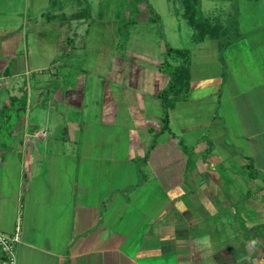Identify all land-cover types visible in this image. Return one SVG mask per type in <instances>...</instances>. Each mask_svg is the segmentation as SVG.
Here are the masks:
<instances>
[{"label": "crops", "instance_id": "0c3cea01", "mask_svg": "<svg viewBox=\"0 0 264 264\" xmlns=\"http://www.w3.org/2000/svg\"><path fill=\"white\" fill-rule=\"evenodd\" d=\"M167 2L178 4L180 15L189 22L177 0ZM102 3L0 0V230L12 233L21 222L17 264H142L141 259L150 262L160 256H174L177 264H264V172L259 178H251L249 172L240 170L248 180L238 197L237 172L224 175L220 167L223 159L212 154L213 139L200 143L205 150L202 160L195 158L197 146H187L184 138L180 140L183 144L178 141L180 149L159 142V136L166 132L157 136L163 118L158 95L168 85L170 75L161 71L163 60H157L156 48L141 46L153 44L152 39L140 43L144 37L131 35L126 49L119 48L120 23L124 19L119 10L115 14L119 24L109 27L114 28L118 57L103 83L100 120L113 127L119 121L129 130L127 158L124 133L110 139L117 140L116 144L107 143L105 134L96 141L86 134L85 145L79 151L70 147L55 149L62 142L76 146L82 139V127L59 111H83L87 78L79 75L76 86L69 85L64 92L57 87L51 96L45 86L49 79L46 77H54L60 66L73 65L71 56L77 57L80 49H87L92 25L106 18ZM261 4V0H254L256 10H250L245 19L252 20ZM146 6L142 11L137 8L131 22L134 26L142 20L152 23ZM231 6L201 11L199 19L210 21L214 28L221 22L237 29L239 37L235 43L243 32L235 13L236 4ZM156 12L160 23L161 16ZM194 34L193 29V42H210L207 50L213 53V57H206L202 54L205 51L199 50L198 58L207 65L219 63L218 41L207 38L198 43ZM64 58L69 61L64 62ZM195 64L192 59L189 94L170 113L182 102L194 99L200 105L208 92L212 95L221 90L222 68L214 73L202 68L204 71L197 75ZM146 101L158 103L162 113H150L144 105ZM46 110L49 114L57 111V118H46ZM61 123L65 124V133L50 135ZM75 152L81 155V169L73 178L63 183L60 166L57 173L51 170L55 176L47 174L46 156L52 157L50 162L62 163ZM248 154L257 162V154ZM139 160L148 168L146 182L158 181L168 204L157 216L154 207H136L137 224L130 232L140 234L142 239L137 257L133 258L126 253L130 234L123 226L124 210L132 201L126 194V184L130 183L124 180V171ZM234 161L244 170L249 163L242 158ZM0 264H7L1 252Z\"/></svg>", "mask_w": 264, "mask_h": 264}, {"label": "rangeland", "instance_id": "374dc122", "mask_svg": "<svg viewBox=\"0 0 264 264\" xmlns=\"http://www.w3.org/2000/svg\"><path fill=\"white\" fill-rule=\"evenodd\" d=\"M102 2V7L106 10V13L104 12L106 18L104 22L97 20L92 25L86 45L87 49L78 50L80 53H77V57L76 55L71 56L69 60L73 62V65L60 66L57 68L54 77H46L49 79L45 86L47 92H51V96L57 87L64 92L69 85L76 86L79 75H85L87 78L83 111L72 114L65 113L63 109L59 111L66 119L71 118L77 122L78 127H82L79 131V133H82V139H78L76 146L74 144H63L62 142L54 146L55 149H68L70 147L79 151L85 145L86 134H91L95 141L100 138V134H105L107 136H103L107 138V143L116 144L117 140L110 139H113V135H117V133H124L125 158H127L129 130L124 129L119 121L118 125L113 127L100 120L102 104L104 103V101L102 102L104 97L101 96L104 90L103 83L106 82L105 78L110 73L109 68L113 65L115 58L118 57L115 50L117 42L113 36L114 28L112 30L109 27L119 24L115 21L116 11L119 10L124 14V19L120 23L121 37L118 40L121 45L119 48L126 49V40H129L131 35H137V37H144L140 43H147L145 41L148 39L155 41L153 44L147 43L141 46L148 50L151 46L156 48V56L159 61H165L168 58L170 63H181L180 59L167 57V46L176 49H191L194 54L193 57L191 56V60L193 59L196 62L194 70L197 75L200 71H204L201 70L202 68H208L211 73H214V70L221 67L222 72H225L219 92L212 95H210L212 92H208L205 95L206 100L200 105L192 99L178 104L177 109L171 111L170 131L159 136V142L180 149L178 141L181 144L183 140H180L184 138L187 146H197L198 152L195 153V158L196 160H202L205 157V150L201 149L200 143L206 142L207 144V139H213L212 154L220 155V158L223 159L220 167L224 175L235 174V172H230L233 170L237 172L238 181H236L238 185L236 186H238L237 195L239 197L246 189L245 181L248 180V176L245 175V172L250 170L247 167L245 170L241 169L240 163H237L238 161H234V159L240 160L242 158L248 162L249 159H252L254 168L257 171L259 170L261 176L264 172L263 169L257 167L264 168V146L262 145L264 130V0H261L262 4L258 6L257 13H253L252 20L245 18L249 17L250 10H256V7H253L254 0H201L199 18L201 11L213 8L227 9L235 3V13H237V20L243 32V37L238 39L223 54V61L219 59L220 55L218 53L219 63L214 64L212 62L208 65L206 61L202 62L198 58L200 55H196V53L198 54L200 53L199 50H202L205 51L202 53L204 56L213 57L211 49L207 50L211 47V44H209L210 42L208 45L193 42V29L189 22L180 15L178 4L169 3L167 0H102ZM148 3L155 6L161 16V22L149 23L142 20L134 26L131 22L135 18L136 12H138L136 11L137 8H140L141 11L147 9L146 5ZM96 12H98L97 9H95L94 15L97 14ZM259 14L261 15L258 18ZM106 27H108V30H106ZM161 31L162 35L160 34ZM161 36H163V39ZM64 59L66 63L69 61L68 58ZM231 84L232 87L230 88L229 85ZM211 97L212 99H210ZM48 98L46 96V99ZM144 105L147 106L150 113H162V107L158 103L146 101ZM45 114L46 118H57L58 116L57 111L49 114L46 110ZM65 131V124L61 123L60 126L54 127L50 135L54 133L62 135ZM118 142L121 143V141ZM49 143L53 144V140H50ZM248 152L257 154V162L249 156ZM75 153L73 156H67L62 163L50 162L52 157L46 156V168L49 172L47 174L55 176L53 173L51 174V170L57 173L60 166L59 169H61L64 177L63 183L69 181L74 177L73 174H78V169H81V155L79 152ZM209 155L207 154V156ZM127 166L124 171V180L126 183H130L126 184V194L132 198V201L129 205H126L124 210L123 226L126 229L125 231L130 234L126 244L129 251L126 250V253L136 258L142 239L140 234L136 235L130 232L134 230L133 227L137 224V221H135L138 215L135 211L136 207L142 206L148 209L154 207L157 216L168 204V200L158 181L151 179L146 182L149 172L142 160ZM240 170L244 171L245 174ZM54 178L52 177V180ZM140 262L142 264H177V259L174 256H160L150 262L145 259H141Z\"/></svg>", "mask_w": 264, "mask_h": 264}, {"label": "trees", "instance_id": "16d2710c", "mask_svg": "<svg viewBox=\"0 0 264 264\" xmlns=\"http://www.w3.org/2000/svg\"><path fill=\"white\" fill-rule=\"evenodd\" d=\"M182 8L183 15L191 23L195 34L194 41L203 42L210 38L218 41V47L221 61L224 60L223 54L234 44L235 38L239 37V31L229 25L224 26L218 22V27L214 28L210 21L199 19L200 0H177ZM148 8L151 13V21L158 22L159 16L156 10L148 3ZM192 50L191 49H176L167 46V57H175L181 60L179 64L170 63L168 58L160 65V69L164 73L170 75V81L158 95L162 102L163 118L162 127L157 134H163L170 131V110L174 109L177 102L185 100L191 89L192 80ZM225 72H223L224 77ZM183 144V142H181ZM248 170L251 178H259L261 173L253 166V160L249 159Z\"/></svg>", "mask_w": 264, "mask_h": 264}, {"label": "built area", "instance_id": "2783aa9c", "mask_svg": "<svg viewBox=\"0 0 264 264\" xmlns=\"http://www.w3.org/2000/svg\"><path fill=\"white\" fill-rule=\"evenodd\" d=\"M22 237V224L19 221L12 233L0 230V252L6 257L7 264H17L16 246Z\"/></svg>", "mask_w": 264, "mask_h": 264}, {"label": "clouds", "instance_id": "9594fccd", "mask_svg": "<svg viewBox=\"0 0 264 264\" xmlns=\"http://www.w3.org/2000/svg\"><path fill=\"white\" fill-rule=\"evenodd\" d=\"M252 243H253V244H255V243H256V241H253Z\"/></svg>", "mask_w": 264, "mask_h": 264}]
</instances>
